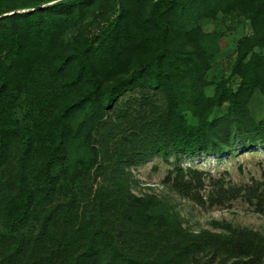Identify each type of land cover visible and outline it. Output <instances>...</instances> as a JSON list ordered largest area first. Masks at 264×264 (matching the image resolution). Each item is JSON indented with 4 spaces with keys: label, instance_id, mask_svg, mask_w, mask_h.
Here are the masks:
<instances>
[{
    "label": "trees",
    "instance_id": "obj_1",
    "mask_svg": "<svg viewBox=\"0 0 264 264\" xmlns=\"http://www.w3.org/2000/svg\"><path fill=\"white\" fill-rule=\"evenodd\" d=\"M260 99L264 0H0V264H264L263 233L192 229L130 170L158 157L199 206L264 204L258 182L181 165L264 149Z\"/></svg>",
    "mask_w": 264,
    "mask_h": 264
},
{
    "label": "rangeland",
    "instance_id": "obj_2",
    "mask_svg": "<svg viewBox=\"0 0 264 264\" xmlns=\"http://www.w3.org/2000/svg\"><path fill=\"white\" fill-rule=\"evenodd\" d=\"M224 27L222 21H204L202 28L209 32ZM241 30L238 28V32ZM238 32H229L220 42L219 52L212 60L208 78L227 75L228 67L234 57V41ZM251 109L259 116L264 112V103L253 101ZM182 166L195 167L198 170L215 177L229 180L231 184L243 185L258 182L264 189V149L241 151L236 155L222 154L189 157L181 161ZM170 165L154 157L139 165L131 167V174L138 181L133 186V192H152L165 196L179 211L187 226L192 229L209 228L211 220H224L235 226L248 227L264 234V204L251 203L239 197L223 205L199 206L189 199L183 198L171 191L161 181ZM207 181V179H206ZM204 181V182H206Z\"/></svg>",
    "mask_w": 264,
    "mask_h": 264
}]
</instances>
